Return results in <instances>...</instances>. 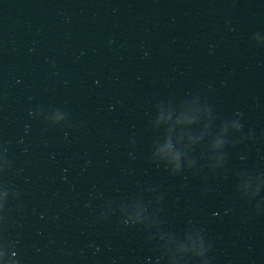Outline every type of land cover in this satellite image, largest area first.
<instances>
[{
	"label": "water",
	"instance_id": "obj_1",
	"mask_svg": "<svg viewBox=\"0 0 264 264\" xmlns=\"http://www.w3.org/2000/svg\"><path fill=\"white\" fill-rule=\"evenodd\" d=\"M0 264H264V0H0Z\"/></svg>",
	"mask_w": 264,
	"mask_h": 264
}]
</instances>
